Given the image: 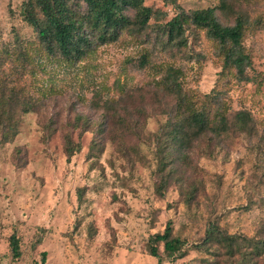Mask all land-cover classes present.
<instances>
[{
    "label": "rangeland",
    "instance_id": "rangeland-1",
    "mask_svg": "<svg viewBox=\"0 0 264 264\" xmlns=\"http://www.w3.org/2000/svg\"><path fill=\"white\" fill-rule=\"evenodd\" d=\"M24 1L0 0V103L15 107L17 123L9 143L0 127V264H239V256L230 261L197 244L209 222L264 238V0L226 8L221 0H142L151 9L146 27L122 29L70 61L39 47L21 15ZM207 8L223 25L246 22L247 79L223 68L216 42L189 20L184 46L166 44V22ZM124 13L133 20L136 10ZM168 67L179 71L181 108L164 91ZM24 104L31 111L22 114ZM241 110L251 119L238 128ZM191 111L211 125L224 116L226 131L161 159L179 113ZM67 142L77 149L70 158ZM168 221L185 252L167 259L158 244V263L148 248Z\"/></svg>",
    "mask_w": 264,
    "mask_h": 264
},
{
    "label": "trees",
    "instance_id": "trees-1",
    "mask_svg": "<svg viewBox=\"0 0 264 264\" xmlns=\"http://www.w3.org/2000/svg\"><path fill=\"white\" fill-rule=\"evenodd\" d=\"M230 0H221V8H226ZM125 7L136 10L134 19L124 13ZM21 15L23 20L36 33L39 47L51 56H60L62 59L80 60L92 49L94 43L105 44L116 41L121 30L130 26L144 28L151 17V9L143 5L142 0H25L22 4ZM189 20L196 28L204 29L206 35L216 42L223 60L224 69H233L237 78L247 79L246 69L252 64L250 55L242 44L246 22L237 16L232 25L221 24L215 14V8L193 11L191 15L177 14L164 24L163 33L166 44L182 47L185 41L183 25ZM179 71L168 67L162 82H165L164 91L167 95L177 99L178 108L185 103L184 92L177 82ZM4 81V80H3ZM2 81V84L4 82ZM0 86V87H1ZM13 94V93H12ZM12 97V96H10ZM1 98L4 94L1 93ZM184 102V103H183ZM32 106V105H31ZM33 108V106H32ZM31 111L29 105L24 104L20 113ZM182 112L184 110H181ZM179 113L175 124L163 144L164 151L159 153L161 159L171 150L179 154L190 146L193 138H200L211 132L221 137L226 131V118L220 116L218 125L210 124L206 114L201 111H191L187 117ZM15 107L0 103L1 141L9 143L17 135V123L12 122ZM251 119L246 111L235 114V125L240 128ZM66 155L72 157L77 149L66 143ZM171 221H168L162 233L151 238L148 248L150 256L160 262L158 244H162L167 259L184 255L185 242L172 234ZM9 247L13 259L21 257L19 238L16 234L9 236ZM197 248L206 253H218L228 260L239 264H257L256 260L264 255V238L245 237L237 234H228L214 222H209L202 241ZM46 253L41 254L42 262ZM210 263V262H209Z\"/></svg>",
    "mask_w": 264,
    "mask_h": 264
}]
</instances>
